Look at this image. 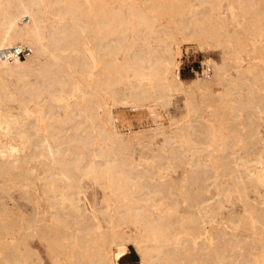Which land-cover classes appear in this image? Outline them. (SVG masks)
<instances>
[{
    "label": "rangeland",
    "instance_id": "rangeland-1",
    "mask_svg": "<svg viewBox=\"0 0 264 264\" xmlns=\"http://www.w3.org/2000/svg\"><path fill=\"white\" fill-rule=\"evenodd\" d=\"M88 1L92 8L88 14L95 23V7L92 0ZM131 1L139 5L161 32L157 36L158 40H150L151 46L161 51L166 45H171L180 53L177 75L191 87L187 92H169L170 97L165 98L166 100L157 104L154 109L158 116L155 121H160L158 125L162 124L158 127H163L164 132L169 134L171 129L178 131L179 137L164 147L159 136L151 140L143 139L141 145L133 147L134 155L139 154L142 160L147 161V164L145 161L141 164L149 174L164 176L160 180L164 186L149 185L147 188L135 190L136 198L143 199L144 194L148 195L145 202H138L136 206H148L146 214L151 218L157 217L158 214L163 217V221L167 218V223L162 227L165 231L169 227L175 232L181 227L196 228L194 218L199 208L208 220L206 230L209 233L199 236L195 232L193 239L186 238L187 242L182 241V251L181 248L174 250L171 246L165 248L159 255L162 260L156 262L212 264V256L215 254L213 251L219 244L212 233L218 229L225 232L230 239L224 256L230 257L231 264H242L248 260H251L249 264H264V241L261 240L264 239V186L261 175L251 165L250 169L254 173L253 185H241L234 172L232 173L230 164L231 160L240 157L245 159L254 150L264 147V0H181L185 12L183 22L186 25L182 31L178 29L179 23L176 24L179 19L170 17L172 11L162 17L152 10L155 0ZM193 16L196 21L192 19ZM217 17L222 20L211 21ZM219 25L225 29H218ZM211 30L215 31L211 33ZM225 31L230 36L233 33L238 35L237 42H226L224 36L221 37ZM209 34L216 38L212 36L211 39ZM198 44L203 46V50ZM88 45L80 48L96 49L94 43L92 47ZM238 45L239 49L244 46L248 51H242L241 62H237L233 52ZM124 46L127 44L121 45ZM122 52L121 49L120 54L116 55L117 58H122ZM108 57L110 58L102 56L103 61L109 59ZM208 57L218 64L225 65L226 79L214 88L196 89V86L191 84L192 80H201L202 88L206 84L202 80L201 67L203 69L205 65H209L206 62ZM48 59L45 55L41 60L48 62ZM237 63L242 66L244 72L235 70ZM210 67L214 80V68ZM57 69H53L50 76L57 73ZM93 72L103 84L105 78L100 74L99 68ZM165 77L171 80L169 75ZM23 80L32 82L29 87L31 91L23 89ZM42 81L43 79L37 76L34 80L32 75L21 80L17 74H0V85L7 87V90L13 93V98L19 102L32 97L36 83ZM147 85L145 81L143 86ZM44 86H47V83H44ZM127 87L125 82H118L111 86V89ZM93 90L96 91L95 86ZM72 95L71 100L81 98L79 93L72 92ZM149 96L150 98L144 99L146 105L154 104L152 89ZM7 104V107H17L15 101H8ZM141 108H135V114L129 106L116 105L112 112L121 125L130 127L129 133L140 130L147 137L152 134L149 130L156 128V124L148 122L150 110ZM43 112L46 118L41 124L35 122L37 120L34 117L26 120V126L34 121L31 125H41V128L49 129L47 135L50 134L52 138H49L51 146L59 149L61 154L51 162L46 152L33 147L36 142L35 138H31L26 144V157L22 156L23 161L18 169L0 171V264H101V254L108 245V239H98L97 236L107 233L110 217L116 219L120 208L129 209L135 200L130 196L122 197L109 189L105 190L101 182L82 176L80 185L83 192L79 195V205L87 212L83 213L84 217L78 219L81 222L78 225L77 216L69 213L74 203L65 194V183L58 175L60 169L56 163V159L65 162L71 159L72 150L74 153L78 152L76 146L69 143V139L66 140V137H72L73 132L70 130V124L51 118L54 113H64L60 104L49 101L45 104ZM178 122H181L179 130L176 128L180 125ZM117 131L122 133L118 129ZM6 138L8 137L3 139ZM257 138H262L261 146L257 144ZM93 148L96 149L95 146ZM82 152L87 154L88 150ZM158 154L160 157H157ZM245 198L252 206L246 205ZM205 200H210L214 207L201 209L200 206ZM254 206L262 209L253 208ZM141 224H137V230L132 225L125 230L132 238L139 240L140 237H136L134 232H139L137 235L142 233ZM88 226H95L92 233ZM211 237L209 244L206 238ZM200 242L203 243L201 246H206H203L204 249L199 247ZM160 244L151 235H148L147 242L137 244L129 241L126 246L127 253L118 260V264H141L142 254L138 248L160 247ZM230 248H233V251H229ZM166 252L174 253L172 257L176 261L167 262L170 258ZM152 256L156 257V254L149 253L147 258ZM225 263L227 262L221 264Z\"/></svg>",
    "mask_w": 264,
    "mask_h": 264
},
{
    "label": "bare ground",
    "instance_id": "bare-ground-1",
    "mask_svg": "<svg viewBox=\"0 0 264 264\" xmlns=\"http://www.w3.org/2000/svg\"><path fill=\"white\" fill-rule=\"evenodd\" d=\"M92 2L95 7V11L93 9L95 23L88 14L92 10L88 0H0V50L18 43L26 44L31 48V53L25 59H15L11 63L0 60V74H17L21 80L30 75L34 76V80L36 76L43 79L42 82L36 83L32 97L20 102L13 98V93L9 92L7 87L0 85V171L18 169L23 161L22 156H25L24 152L28 148L26 144L31 138H35L36 142L33 147L41 148L46 152V156L51 162L55 161L54 158L61 152L51 146L50 134L47 135L49 129L41 128V125L39 127H36V124L31 125L34 123L33 121L30 124L31 120L26 126V120L35 117L37 120L35 122L41 124L46 118L43 112L45 104L49 101L60 104L64 113L62 115L54 113L55 117L51 116V118L64 124H70L73 135L66 137V140L69 139V143H73L78 151L74 153L72 149L71 152L69 150L72 158L66 162L56 159L60 169L58 175L65 183L63 188L66 190L65 194L74 203L69 213L77 216L76 221L80 225L81 222L78 219L84 215V212H87L79 205L81 202L79 195L83 192L80 185L82 176L101 182L105 190L117 192L122 197H132L135 203L129 209L120 208L116 219L110 217L109 221L107 220V233L97 236L98 239H102V237L108 239V245L101 254L100 263L118 264V260L127 253V242L133 241L137 244L147 242L148 235H151L155 241L161 243V246L139 247L138 251L142 254L141 264H158L156 261L160 260L161 256L159 255L164 252L165 248L168 249L171 246L174 250L175 248L180 249L183 242H187L186 238L193 239L195 237V235L193 236L195 232L199 236L209 233L206 230L208 220L199 208L198 214L194 218L196 228L181 227L178 232H175L168 226L169 228L165 231L162 227L164 223H167V218H164L165 221H163V217L159 214L157 217L151 218L146 214L148 212L147 205V207L136 206L138 202L139 204L145 202L148 195L144 194L143 199L136 198L134 194L137 191L135 190L147 188L149 185L164 186L160 182L164 176L149 174L141 164L145 160H142L139 154L134 155L133 147L141 145L143 139L151 140L156 136L160 137L164 147L172 144L170 141L179 137L178 131L171 129L170 134L168 132L166 134L163 127H158L162 124L158 125L160 121H155V117L158 116L154 109L157 104L170 97L169 92H187L191 90V87L189 88L177 75L180 53L175 51L171 45H166L161 51L151 46L150 40H158L157 36L161 32L156 29L154 22L145 15L137 3L131 0H92ZM152 10L162 17H165L167 12L169 15V11H172L173 14L170 17L179 19V22L175 20L176 24L179 23L178 29L182 31L185 28L186 25L183 22L185 12L181 0H155ZM191 14L195 13L191 12ZM192 19L196 21L194 16ZM221 20L217 17L211 21L220 22ZM221 25L218 26V29L224 30L225 28ZM212 30L209 32L215 31ZM209 36L211 39L215 37L210 34ZM223 36L228 43H236L239 38L234 33L232 36L228 35L226 31L221 37ZM89 43H94L96 49H93V45ZM123 43H126L127 46L121 47ZM83 45H88L93 50L91 48L83 50L80 48ZM210 46L209 49H211ZM198 47L203 50L201 44H198ZM238 47L239 45L233 49V52L237 62H241L240 55L242 51L247 50L244 46L241 49ZM121 49L123 56L119 59L116 55L120 54ZM45 55L49 57L48 62L41 60ZM102 56H110V58L103 61ZM206 62L213 66L215 79L212 78V70L210 76H203L202 80L206 83L204 88L200 86L201 80H192L191 84L196 86V89L214 88L226 79L225 65L218 64L209 57ZM56 63L62 65H56ZM235 66L236 71H245L240 64L237 63ZM56 68H58L57 73L50 76L52 70ZM96 68H99L100 74L105 78L103 84L93 72ZM167 75L171 77V80L165 77ZM145 81L148 83L147 86H143ZM21 82L24 83L23 89H28L27 92L31 91L29 87L32 82L27 80ZM118 82H125L128 86L127 89H111V86ZM44 83H47V86H44ZM94 86L96 91L93 90ZM37 88L38 90H36ZM150 89L153 90L152 101L154 104L146 105L144 99L150 98ZM72 92L79 93L81 98L71 100ZM8 101L17 102V107H7ZM116 105L129 106L130 110L141 107L149 109L148 122L156 124V128L149 130L152 131V134L146 137L140 130L132 131L129 134L118 132L114 125L117 118L112 112ZM179 124L177 129L181 127V122ZM33 130L38 135L32 133ZM63 131L65 132V130ZM63 131L61 132L64 133ZM52 133L54 134V132ZM5 137L8 138L4 140ZM261 140L262 138H257L259 146H261ZM94 146L96 149L93 148ZM86 150H88L87 154L82 152ZM164 153L167 152L164 151ZM157 157H160L159 154ZM243 159L240 157L230 161L235 178L241 185L252 186L254 173L250 167L253 165L261 175L264 186V147L261 146L258 150H254ZM145 163L147 164V161ZM14 186L16 185L14 184ZM262 198L264 199V197ZM245 203L252 206L246 198ZM212 205L210 200H205L200 207L201 209L214 207ZM256 209L261 210L262 208ZM138 223H142L143 227L140 235H137L139 232H136ZM129 225L136 228L135 236H139L143 240H138L136 237L134 239L128 234L125 228L130 227ZM94 227L88 226L90 233ZM212 234L219 244L215 246L214 251L212 250L215 254L212 256L211 263L227 262L225 264H231L230 257L224 256L230 239L222 230L217 229ZM206 240H209L210 244L212 237L206 238ZM261 240L264 241V239ZM202 244L199 247L204 249L206 246L203 245V247ZM182 249L183 247L181 251ZM229 251H233V248H230ZM149 253H155L156 257L147 258ZM168 253L170 259L166 261H176L172 257L175 252L172 253L173 255L171 252ZM194 259L196 260V258ZM250 262L251 260H248L242 264Z\"/></svg>",
    "mask_w": 264,
    "mask_h": 264
},
{
    "label": "built area",
    "instance_id": "built-area-1",
    "mask_svg": "<svg viewBox=\"0 0 264 264\" xmlns=\"http://www.w3.org/2000/svg\"><path fill=\"white\" fill-rule=\"evenodd\" d=\"M30 53H31V48L28 45L18 43L8 48L1 49L0 60L5 61L7 63H11L15 59H24ZM201 74L204 77L210 76L211 68L209 66H205V68L202 69L201 67ZM178 75H179V71H178ZM131 110H135V109H131ZM114 125L116 129L121 131L123 134H128L130 131V128L128 126L121 125L118 119L114 121Z\"/></svg>",
    "mask_w": 264,
    "mask_h": 264
}]
</instances>
